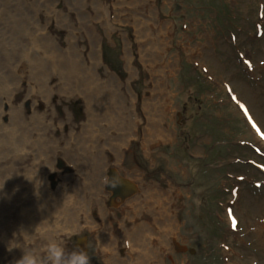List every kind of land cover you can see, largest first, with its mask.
<instances>
[{
  "label": "rangeland",
  "instance_id": "1",
  "mask_svg": "<svg viewBox=\"0 0 264 264\" xmlns=\"http://www.w3.org/2000/svg\"><path fill=\"white\" fill-rule=\"evenodd\" d=\"M124 1L0 0V264L55 239L103 264L89 221L111 168L174 188L161 264H264V0H154L166 93L138 59ZM150 90L166 98L165 137L145 136L143 107L157 114L163 99Z\"/></svg>",
  "mask_w": 264,
  "mask_h": 264
},
{
  "label": "bare ground",
  "instance_id": "2",
  "mask_svg": "<svg viewBox=\"0 0 264 264\" xmlns=\"http://www.w3.org/2000/svg\"><path fill=\"white\" fill-rule=\"evenodd\" d=\"M124 3H126V0ZM124 9L125 14L129 17L128 21H134L132 26L136 35L138 59L143 69L150 76L154 86H160L161 90L166 93V88L162 82L164 78L155 77L154 69L162 60L165 50L164 34L168 27L160 21L154 0H127V7ZM136 21H140L144 27ZM130 54L127 50L123 52L128 69L131 61ZM90 60L94 65L98 64L99 61L95 52L90 54ZM65 66L68 69L70 68L69 70L71 71L77 70L78 65L70 60ZM160 66L162 70L165 68L162 64ZM109 76L112 77L106 70L105 77ZM110 80L114 82L111 78ZM116 84L119 83L116 82ZM150 92L158 94L154 90H150ZM159 95L163 99L160 102L161 106L157 114L151 113L147 106L143 107L146 117L144 131L147 137L150 135H153L154 138L165 137V134H167L166 129L162 127L167 109L166 98L162 96L161 91L157 96ZM154 106L156 104L152 107ZM129 124L130 122H119V127L127 128ZM115 129L117 128H114L111 134L115 132ZM113 151L114 161H119L121 150ZM111 169L106 176L103 175V171H100L98 179L103 175L101 184L104 186L105 182H107L106 186L113 191L114 195L122 196L120 197L121 208L119 211L121 220L119 221V230L116 233L113 228L111 229L108 215L103 209L104 206L107 208L115 207L113 198L107 196L108 194L104 195L107 200L94 202L98 204L99 223L95 224L91 221L90 224L92 226L89 227L95 234L103 264H161L164 249L171 241L169 236L172 237L173 235L171 204L174 199V188L170 187L168 191L163 190L154 181H144L135 170H130L126 174V177H129L130 180H121L112 173L114 172L113 168ZM56 205L57 208H54V211H64L62 205ZM143 216H146L147 219H143ZM124 220L129 223V226L123 225ZM97 226H100L101 230L97 229ZM67 227L71 229V226Z\"/></svg>",
  "mask_w": 264,
  "mask_h": 264
},
{
  "label": "clouds",
  "instance_id": "3",
  "mask_svg": "<svg viewBox=\"0 0 264 264\" xmlns=\"http://www.w3.org/2000/svg\"><path fill=\"white\" fill-rule=\"evenodd\" d=\"M17 247L10 245L9 251ZM16 264H91V259L84 249L68 251L63 241L51 240L43 248L42 254L23 250Z\"/></svg>",
  "mask_w": 264,
  "mask_h": 264
},
{
  "label": "flooded vegetation",
  "instance_id": "4",
  "mask_svg": "<svg viewBox=\"0 0 264 264\" xmlns=\"http://www.w3.org/2000/svg\"><path fill=\"white\" fill-rule=\"evenodd\" d=\"M102 171H103V170H102ZM113 171H114V172H112V173H114V175L117 176L119 179H121V180H124V179L130 180L129 177H126V176H127L126 174L122 173V176H120V175H118V174L115 172V169H114ZM107 173H108V171H107V172H104V171H103V175H104V176H106ZM103 175H102V176H103ZM102 176H101L99 179H98V177H97V178H96V181L98 180V182H101ZM106 181H107V180H106ZM106 183H107V182H106ZM108 190H109V188H108ZM109 193H111L110 197L113 198V202L116 201V200L121 201L120 197H122V196L114 195V193H113L112 190H110ZM101 201H102V202L104 201L103 198L101 199ZM94 216H96L95 213H94ZM96 218H97V221H98V216H96ZM90 222H91V221H89V223H90ZM75 229H76V228H74V230H75ZM67 235H68V234H67ZM57 236L60 238V237H61V234H59V235H57ZM81 236H83V235L81 234ZM79 237H80V236H79ZM76 242L81 243V239L77 237L76 240L74 241V243H76ZM74 243H72V244L68 243V244H69V246H72V245H74ZM77 249H81V245H80V247H78Z\"/></svg>",
  "mask_w": 264,
  "mask_h": 264
},
{
  "label": "trees",
  "instance_id": "5",
  "mask_svg": "<svg viewBox=\"0 0 264 264\" xmlns=\"http://www.w3.org/2000/svg\"><path fill=\"white\" fill-rule=\"evenodd\" d=\"M211 196V195H210Z\"/></svg>",
  "mask_w": 264,
  "mask_h": 264
}]
</instances>
